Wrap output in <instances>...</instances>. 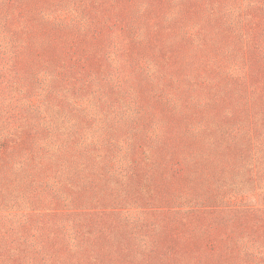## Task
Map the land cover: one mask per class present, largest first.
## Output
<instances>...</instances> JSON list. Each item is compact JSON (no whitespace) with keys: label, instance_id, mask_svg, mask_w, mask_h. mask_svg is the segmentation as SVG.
<instances>
[{"label":"rangeland","instance_id":"1","mask_svg":"<svg viewBox=\"0 0 264 264\" xmlns=\"http://www.w3.org/2000/svg\"><path fill=\"white\" fill-rule=\"evenodd\" d=\"M0 264H264V0H0Z\"/></svg>","mask_w":264,"mask_h":264},{"label":"trees","instance_id":"2","mask_svg":"<svg viewBox=\"0 0 264 264\" xmlns=\"http://www.w3.org/2000/svg\"><path fill=\"white\" fill-rule=\"evenodd\" d=\"M199 247V245H196L195 248Z\"/></svg>","mask_w":264,"mask_h":264}]
</instances>
